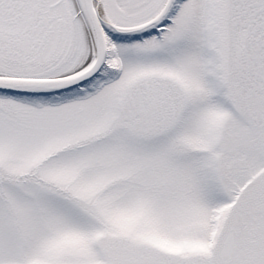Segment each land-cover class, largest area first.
Returning <instances> with one entry per match:
<instances>
[{"label": "snow or ice", "instance_id": "6c2138e0", "mask_svg": "<svg viewBox=\"0 0 264 264\" xmlns=\"http://www.w3.org/2000/svg\"><path fill=\"white\" fill-rule=\"evenodd\" d=\"M0 264H264V0H0Z\"/></svg>", "mask_w": 264, "mask_h": 264}]
</instances>
